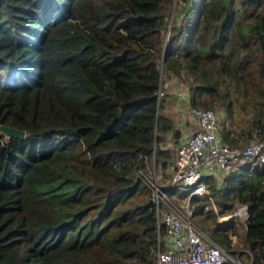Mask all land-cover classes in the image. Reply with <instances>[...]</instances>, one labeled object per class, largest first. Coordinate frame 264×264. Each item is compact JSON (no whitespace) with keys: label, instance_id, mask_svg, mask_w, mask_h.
<instances>
[{"label":"trees","instance_id":"trees-1","mask_svg":"<svg viewBox=\"0 0 264 264\" xmlns=\"http://www.w3.org/2000/svg\"><path fill=\"white\" fill-rule=\"evenodd\" d=\"M177 1L168 24L173 0H0V122L25 130L0 131V264H156L137 171L154 156L171 174L164 76L189 104L223 106L229 144L264 137V0ZM251 163L204 175L191 200L227 249L238 230L217 214L247 202L241 242L264 264V162Z\"/></svg>","mask_w":264,"mask_h":264},{"label":"built area","instance_id":"built-area-1","mask_svg":"<svg viewBox=\"0 0 264 264\" xmlns=\"http://www.w3.org/2000/svg\"><path fill=\"white\" fill-rule=\"evenodd\" d=\"M186 96L189 101L188 94ZM187 109L193 129L182 136L176 146L169 181L160 185L148 177V183L144 180L151 187L150 198L155 203L159 231L156 264H222L227 258L233 264H245L197 224L191 196L206 191L203 180L206 174L225 173L248 161L252 162L251 165L264 162V137L254 136L245 144H229L220 132L224 112L191 104ZM141 172L145 174L144 170ZM165 185L184 193L183 200L178 203L165 190ZM234 213L246 217L248 203L238 202ZM243 250L252 264L251 251Z\"/></svg>","mask_w":264,"mask_h":264},{"label":"rangeland","instance_id":"rangeland-1","mask_svg":"<svg viewBox=\"0 0 264 264\" xmlns=\"http://www.w3.org/2000/svg\"><path fill=\"white\" fill-rule=\"evenodd\" d=\"M180 9L181 8L179 7V1L173 0L172 8L170 9V13H169L168 24H170L172 22V20L174 19V17L176 16L177 13H181V10ZM167 34H168V32H167ZM163 79L165 81V76H164ZM176 83H177V81L175 79H173L172 84H176ZM171 96L172 95L170 94V97ZM165 97H166V95L163 94V91H162V95H161V102H162V104L165 101V99H164ZM169 100H170L171 104L174 105L173 104L174 101L172 100V98L171 99L169 98ZM182 100H180L179 104L180 103H183ZM162 104H161V110H162ZM212 108H214V109H216L218 111L220 110L221 112H224V109H223V106L222 105H214V106H212ZM174 110H175L174 113H176V107L174 108ZM181 112H183V110H181ZM183 113L186 114V112H183ZM170 114H172V110L170 111ZM170 114H167V115L172 117L173 114L172 115H170ZM179 114L181 115L180 112H179ZM222 119L223 120L220 123V124H222V126H223V124H227L228 121H229V119L228 118L225 119V116H223V115H222ZM221 129H222V127H221ZM248 141L243 142V143H240V144H245ZM170 149H171L172 154H173V157H174L176 147H172ZM141 170H144L145 171V174H143L141 172ZM137 173L142 178L143 181L145 180L148 183V181H147V177H148L150 179L155 180L156 183H158L160 185L167 183L169 181V177H170V174L169 175H165V171L163 170V168L160 165V163H158V162L155 161L154 156L152 157L151 161L147 162V165L144 168L138 170ZM221 177H222V175L219 178H221ZM148 187H149V189L151 191V187L149 186V184H148ZM170 195H172L178 203H180L183 200V198H184V193H181V192H179V193L173 192ZM237 205H238V202L236 203V205L234 206V208L232 209L231 212H228V213H218L217 214V220H225V219H227L229 217H232L233 222H235V224H236V228L238 230V234L237 235L233 234V236H232V246H231V248H228V249H230L231 251H234V250L239 251L237 253H231V252L230 253L232 254V256L234 258H238L242 262H244L245 264H249V262H250L249 257H248L247 254H245V252L243 250L246 247L241 242V240H242V232H243V230L245 228V225H246V217L243 214H235L234 213V211L236 210ZM209 207H212L213 210L217 211V206H216V204H215V202L213 200H209V202H207L206 208H209ZM194 219H195V216H194ZM195 221L197 222L196 219H195ZM197 224L200 225L199 222H197ZM222 246L226 250H228L224 245H222Z\"/></svg>","mask_w":264,"mask_h":264},{"label":"crops","instance_id":"crops-1","mask_svg":"<svg viewBox=\"0 0 264 264\" xmlns=\"http://www.w3.org/2000/svg\"><path fill=\"white\" fill-rule=\"evenodd\" d=\"M173 79L177 81L176 84H172ZM163 94H165L166 97L164 98L165 101L162 104V110L165 114H170V111L172 110L173 115L172 114L170 115H172V117L174 116L173 120L175 123V128L178 130V134L173 135L172 130H167L166 132L163 133L164 140L163 142H161V144L164 147H176L177 144L179 143V140L182 138V136H184L185 134H188L193 129V123L191 121L190 114L187 109L189 105L187 96H186V94H188V88L176 76L167 75L165 77V81L163 82ZM170 94L172 95L171 97H170ZM169 98L170 99L172 98V100L174 101L173 103L174 105L171 104ZM180 100H182L183 103L179 104ZM175 107H176V113H174ZM181 110H183V112H186V114L181 112ZM179 112L181 113V115L179 114ZM223 116H224V113H223ZM175 154H176V149H175ZM175 154L166 168L167 172L172 173V170H173L172 166H173V160L175 158ZM218 173L219 174L215 175L216 177L223 175L224 172L220 171Z\"/></svg>","mask_w":264,"mask_h":264},{"label":"water","instance_id":"water-1","mask_svg":"<svg viewBox=\"0 0 264 264\" xmlns=\"http://www.w3.org/2000/svg\"><path fill=\"white\" fill-rule=\"evenodd\" d=\"M168 32V30H167ZM167 36V33H166ZM0 131L7 137L15 136V137H23L25 135V130L22 128H18L16 126L6 124L0 122Z\"/></svg>","mask_w":264,"mask_h":264},{"label":"flooded vegetation","instance_id":"flooded-vegetation-1","mask_svg":"<svg viewBox=\"0 0 264 264\" xmlns=\"http://www.w3.org/2000/svg\"><path fill=\"white\" fill-rule=\"evenodd\" d=\"M159 92H160V93H159ZM158 93L161 94V91L159 90Z\"/></svg>","mask_w":264,"mask_h":264}]
</instances>
